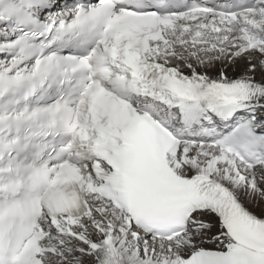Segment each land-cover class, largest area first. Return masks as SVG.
Here are the masks:
<instances>
[{"label": "snow or ice", "instance_id": "6c2138e0", "mask_svg": "<svg viewBox=\"0 0 264 264\" xmlns=\"http://www.w3.org/2000/svg\"><path fill=\"white\" fill-rule=\"evenodd\" d=\"M0 264H264V0H0Z\"/></svg>", "mask_w": 264, "mask_h": 264}]
</instances>
